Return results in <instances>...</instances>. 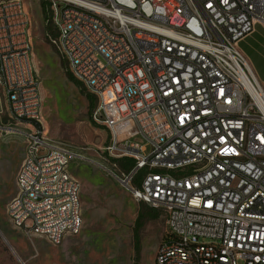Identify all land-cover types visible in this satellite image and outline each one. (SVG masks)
Wrapping results in <instances>:
<instances>
[{"label": "built area", "instance_id": "obj_1", "mask_svg": "<svg viewBox=\"0 0 264 264\" xmlns=\"http://www.w3.org/2000/svg\"><path fill=\"white\" fill-rule=\"evenodd\" d=\"M43 1L57 31L51 42L96 97L94 117L108 132L102 172L165 214L152 264H264V85L239 48L264 24V0ZM29 27L23 0H0V137H22L31 152L6 214L25 235L56 245L45 227L60 222V236L77 235L83 221L73 199V192L81 197L80 183L59 167L93 157L46 158L54 139L41 125ZM3 87L12 94L2 95ZM12 99L22 109L9 112ZM187 193H199L197 207H189Z\"/></svg>", "mask_w": 264, "mask_h": 264}, {"label": "rangeland", "instance_id": "obj_2", "mask_svg": "<svg viewBox=\"0 0 264 264\" xmlns=\"http://www.w3.org/2000/svg\"><path fill=\"white\" fill-rule=\"evenodd\" d=\"M23 1L30 20L33 61L42 81L44 134L93 158L90 163L75 160L68 166L81 186L83 221L77 235H69L65 244L61 240L55 246L43 237L25 235L10 222L6 207L17 191L25 140L14 135L0 137V264H135L133 227L143 203L136 202L95 164L103 155L99 149L107 143L108 132L94 117L96 106L92 111L89 100L70 81L68 74H72L66 60L51 42V38H57L53 25L46 35L41 1ZM85 92L90 95L86 89ZM0 108L6 109L5 99L0 98ZM135 141L144 143L141 137ZM4 144L9 147L3 148ZM154 209L158 217L148 220L142 228L137 264H152L166 236L165 214Z\"/></svg>", "mask_w": 264, "mask_h": 264}, {"label": "bare ground", "instance_id": "obj_3", "mask_svg": "<svg viewBox=\"0 0 264 264\" xmlns=\"http://www.w3.org/2000/svg\"><path fill=\"white\" fill-rule=\"evenodd\" d=\"M40 1V0H39ZM169 21H181V14L168 13ZM29 53H32V45H29ZM2 91L4 95L12 94V87H3ZM39 106L42 108V97L39 98ZM16 109H22V101L20 99H12V105H9V112H16ZM42 109H40L41 116ZM78 152L71 146L66 145L57 140H51L48 142V149H46V158L50 163H57L58 160L77 159ZM75 160L66 161L59 167V175L72 176L68 166ZM90 161H92L90 159ZM24 162H31V152L26 151V157ZM102 169L100 160L95 162ZM42 181H49V173H42ZM120 186L126 192L131 195L130 183L127 181H120ZM80 192H73V199H77V205L79 202ZM134 199V196H132ZM187 201H189V207H197V201H199V193H187ZM46 203H54V195H46ZM57 209H64V201H57ZM31 221H40V214H31ZM80 226V225H79ZM77 227V230L79 228ZM45 236H57L56 243H59L65 236H60V222H53L51 227H45Z\"/></svg>", "mask_w": 264, "mask_h": 264}, {"label": "crops", "instance_id": "obj_4", "mask_svg": "<svg viewBox=\"0 0 264 264\" xmlns=\"http://www.w3.org/2000/svg\"><path fill=\"white\" fill-rule=\"evenodd\" d=\"M239 48L248 58L257 79L264 85V24H256L254 31L240 40ZM3 146V148L9 147L7 144ZM24 155L26 157L25 150L22 158L23 162L25 159ZM67 237L65 236L62 239L63 244L66 243Z\"/></svg>", "mask_w": 264, "mask_h": 264}, {"label": "trees", "instance_id": "obj_5", "mask_svg": "<svg viewBox=\"0 0 264 264\" xmlns=\"http://www.w3.org/2000/svg\"><path fill=\"white\" fill-rule=\"evenodd\" d=\"M41 5L43 8V12H44V16H45V20L47 22V28H46V35H49V32L52 29V23L49 19V9H48V4L45 1H41ZM68 77L70 79V81H73L77 84L80 92L82 94H84L86 96V98L89 100V105H90V109L93 111L95 109L96 106V97L94 95H89L86 94L85 92V88L82 87V84L80 82H78L77 80H75L73 78L72 75L68 74ZM158 215L156 213V209L151 208L149 205L147 204H141L140 208L138 210V214L134 223V227H133V238H134V249H135V264L138 263L139 258H140V254H141V231L142 228L144 227V224L151 219H155L157 218Z\"/></svg>", "mask_w": 264, "mask_h": 264}]
</instances>
